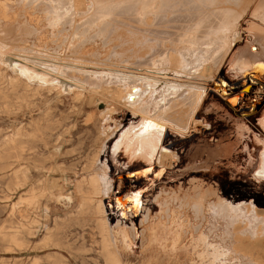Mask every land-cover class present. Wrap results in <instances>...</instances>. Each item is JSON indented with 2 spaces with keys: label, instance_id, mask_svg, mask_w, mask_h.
<instances>
[{
  "label": "bare ground",
  "instance_id": "1",
  "mask_svg": "<svg viewBox=\"0 0 264 264\" xmlns=\"http://www.w3.org/2000/svg\"><path fill=\"white\" fill-rule=\"evenodd\" d=\"M244 14H251L256 21L249 30L248 45L235 52L240 38L236 27ZM42 28H48L49 38L52 36L53 42H59L58 48L49 49L43 37L39 38ZM68 29L73 31V39L67 42L63 35ZM90 30H97L104 44L108 45L109 40L115 42L109 59H117V63L107 59L105 62L109 64H103L104 61L91 62L84 58L89 53L81 44L85 43L82 36ZM76 36L81 37L78 43L74 41ZM32 37L42 44L27 45ZM61 39L66 40L65 46ZM263 51L264 0H0V109L8 112L31 108L45 91H55L58 95L73 92L77 98L83 92L90 93L101 102L99 114L103 123L110 119L117 106L126 107L138 121L121 133L113 145V154L123 152L130 159L146 162L148 167L141 173L145 182L167 175L174 198H153L161 210L155 217H151L143 202L127 198L124 182L119 180L117 185L118 180L112 178L107 161H101L110 139L107 128L103 129V137L94 139L90 134L79 140L77 167L81 170L73 173L61 167L55 155L51 156L52 162L47 168L43 159H39L38 146L33 141H25L26 135L19 129L0 140V160L5 169L13 170L18 190L30 187L29 193L21 196L12 209L19 210L20 220L10 238L20 254L33 248L29 237L36 234L27 212L40 208L44 201L67 198L76 200L78 216L96 222L105 264H128L126 258L135 246L137 229L134 223L128 227L122 220L112 226L103 205V200L110 198L118 186L119 207L135 212L144 210L139 234L142 246L160 243L168 236L172 239L170 248L175 249L187 238L184 247L194 264H225L228 257L241 264H264V213L258 210V205L250 201L235 207V202L225 197L218 206L228 208L224 216L229 218L232 227L225 238L210 237V230L206 228L209 223L197 228L195 216L190 215L188 208L192 193L201 191L198 180L191 179L188 189L179 184L174 190L178 179L210 169L215 153L223 154L222 147L199 150L192 163L177 169L179 155L165 146L168 132L185 139L197 131V126L203 125L196 120V115L203 108L209 90L219 94L232 108L243 104L242 97L223 93V84L217 75L225 68L226 75L230 73L245 81L240 86L246 88L247 94L255 80L264 81ZM102 65L105 67L101 68ZM5 69L13 76L8 78L3 73ZM256 70L263 71L260 79L251 75ZM226 85L228 90L237 88ZM189 90L196 91L191 104L185 99ZM231 98L234 99L229 102ZM262 127L264 131V120ZM242 129L250 130L247 126ZM36 131L30 133L32 138ZM259 142L262 151L253 177L263 185L264 140ZM59 175L61 185L56 179ZM73 176L75 193L65 196L64 192L69 190L67 181ZM120 216L126 217L123 211ZM51 242L52 233L47 227L43 244L50 247ZM39 262V258L31 260V264Z\"/></svg>",
  "mask_w": 264,
  "mask_h": 264
},
{
  "label": "rangeland",
  "instance_id": "2",
  "mask_svg": "<svg viewBox=\"0 0 264 264\" xmlns=\"http://www.w3.org/2000/svg\"><path fill=\"white\" fill-rule=\"evenodd\" d=\"M36 16H39V14H36ZM242 17L244 19L241 18L236 27L237 33L241 35L239 34L240 38L236 42L235 52L244 49L248 45L250 42L249 30L256 21L251 14H244ZM72 32L71 29H68V33L63 35L66 36L67 42L73 39ZM41 33L42 35L39 38L43 37L44 44L46 43L49 49L58 48L57 44L59 42H53L52 36L49 38L48 28H42ZM88 33L84 37L82 36L85 43L81 44L85 48L84 51L89 53L84 58L91 62L98 60L97 62L104 61L103 64L108 63L105 60L111 56L110 53L115 42L109 40L110 44H104V39L97 34V30H90ZM75 38H77L74 40L75 42H80L81 37L80 40L78 36ZM61 40H63L65 46L67 44L66 40ZM32 43L36 47L42 44L35 37L30 38L27 45L31 46ZM109 62L117 63V59H109ZM100 67L104 68L105 66ZM3 73L8 78L13 76L11 71L7 69ZM262 73V70H256L251 75L260 79ZM225 78L237 88L228 90ZM217 79L221 80L223 84L224 94L242 97L243 104L232 108L219 94L209 90L203 108L196 115V120L201 121L203 125L197 126V131H193L191 136L185 139L178 137L173 132H168L166 137L168 140L165 139V146L179 155L180 163H177V169L192 163L193 156L199 150L205 152L217 147H222L224 150L222 155L215 153V160L213 161L210 160L208 154L203 153L205 154L203 155L204 158L211 161L210 169L200 173L192 171L193 173L178 179L175 181L174 190L179 184L188 189L190 187L189 181L196 178L201 186V191H195L190 197L191 201L189 202H192L188 204L190 215L193 217L194 214L197 228L202 227L205 222L209 223L206 228L210 230V237L217 235L225 238L228 230L232 227V224H229L231 223L230 220L228 221L229 218L224 216L228 212V208H224L223 205L218 206L222 204L225 197L235 202V207L240 202L252 201L256 206L258 205V210L264 213V184H258L253 177L262 151L259 141L264 140L262 127V121L264 120V81L255 80L252 89L243 97L242 93L245 87L237 85L242 81L240 78L230 73L226 75L225 68H222L221 73L217 75ZM189 91H187L188 96L185 99L191 104L194 103L196 91ZM41 93L43 94L42 98L37 99L31 108L15 109L8 112L0 109V140L6 134H12L20 129L26 135L24 137L25 141H33L38 146L39 159H43V163L47 168H50L51 156L55 155L59 165L69 173H73L81 170V167H77V160L80 157L78 155L79 140L89 137L90 134L94 139L97 136L103 137V129L107 128L106 132L110 135V139L107 141L104 153H102L101 161L103 163L104 160L107 161L112 178L118 180L117 185L119 180L124 182L123 191L127 192L128 199L143 202V207H148L151 217L160 214V207L154 203L153 198L172 196L173 191L169 177L166 175L145 182L141 173L148 167L146 162L141 159H130L123 152L119 155H114L112 152L113 145L121 133L138 121L133 118L131 112L126 107L119 105L117 106L118 109L110 115V119L103 123L99 114L102 109L100 108L101 102L99 98H93L88 92H83L81 98H77L73 92L62 95H58L55 91ZM254 101L257 102L256 106L253 104ZM204 125L210 128H205ZM242 126H247L250 130L247 132L242 129ZM34 129H38V132L36 131L35 138H32L30 133ZM64 158L67 160L64 161ZM12 168H14V165ZM56 179H58L60 185L63 184L62 176L59 175ZM67 182L69 190L64 192L65 196L75 193L76 178L73 176ZM29 189L30 187L18 190L13 177V170L5 169L4 162L0 160V264H31V260L36 258L40 259L39 264H105L104 258L100 254L101 236L96 222L78 216L76 214V200L69 201L67 198L61 199V201H49L48 203L44 201L40 208L27 212L29 222L33 224L36 234L29 237L33 248L25 254H20L18 246L10 238L20 220L19 210L12 209L15 204L19 203L21 196L29 193ZM119 192L121 190L116 186L115 193L110 198H105L103 205L106 217L112 226H115L118 220H122L123 224L128 227L134 223L137 229L138 238L135 246L133 251L129 253V257L126 258L128 264H194L184 247V244L188 242L187 238L181 240L183 244L180 242L175 249L170 248L172 239L168 236L166 237L167 240L165 238L160 243L142 246L139 234L141 232L140 223L144 218V210L141 208L135 212L127 207H119L116 199ZM174 195L176 198L179 197L177 193H174ZM173 206L175 208L176 205ZM24 210L26 211V208ZM122 211L126 216L124 218L120 216ZM231 220L235 221L234 218ZM47 227L50 228L52 233L50 247H45V244H43ZM216 227L217 232H215ZM77 256L83 257L75 259ZM225 264L241 263L228 257Z\"/></svg>",
  "mask_w": 264,
  "mask_h": 264
},
{
  "label": "water",
  "instance_id": "3",
  "mask_svg": "<svg viewBox=\"0 0 264 264\" xmlns=\"http://www.w3.org/2000/svg\"><path fill=\"white\" fill-rule=\"evenodd\" d=\"M225 80H226V78H225ZM242 80V79H241ZM243 81V80H242ZM242 81L239 83V84H237L238 86L240 85V84H242ZM226 82V84H228L229 86L231 85V83L230 82H228L227 80L225 81ZM236 90H238V89H236ZM235 90V91H236ZM243 90H246V88L245 89H243ZM242 90V91H243ZM246 95V93H242V96L244 97ZM234 99V98H233ZM232 98L231 99H229V102H231L230 100H233Z\"/></svg>",
  "mask_w": 264,
  "mask_h": 264
}]
</instances>
